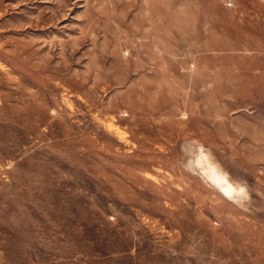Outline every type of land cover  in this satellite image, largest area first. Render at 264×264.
Instances as JSON below:
<instances>
[{
  "label": "rangeland",
  "instance_id": "obj_1",
  "mask_svg": "<svg viewBox=\"0 0 264 264\" xmlns=\"http://www.w3.org/2000/svg\"><path fill=\"white\" fill-rule=\"evenodd\" d=\"M0 264H264V0H0Z\"/></svg>",
  "mask_w": 264,
  "mask_h": 264
},
{
  "label": "bare ground",
  "instance_id": "obj_2",
  "mask_svg": "<svg viewBox=\"0 0 264 264\" xmlns=\"http://www.w3.org/2000/svg\"><path fill=\"white\" fill-rule=\"evenodd\" d=\"M200 156L204 155L201 154ZM194 169L202 178L206 179V182L218 188L219 191L224 193L227 197L238 199L241 196L239 187L233 184L228 175L218 165L210 162L206 156L203 160H199L194 164Z\"/></svg>",
  "mask_w": 264,
  "mask_h": 264
}]
</instances>
